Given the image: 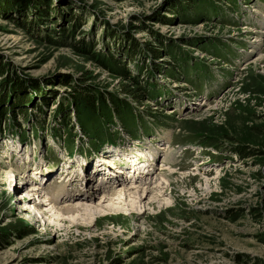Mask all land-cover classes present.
Here are the masks:
<instances>
[{"label": "rangeland", "instance_id": "obj_1", "mask_svg": "<svg viewBox=\"0 0 264 264\" xmlns=\"http://www.w3.org/2000/svg\"><path fill=\"white\" fill-rule=\"evenodd\" d=\"M183 2L0 0V107L7 96L9 109L6 115L0 109V264H264V0H190L194 8ZM176 4L190 15L176 18ZM130 37L142 47L139 55L125 52ZM80 41L112 55L143 86L150 81L154 99L137 103L125 92L134 82L78 56L70 44ZM172 44L187 61L176 63ZM150 45L160 57L145 55ZM17 82L32 103H19L22 92L11 91ZM76 91L121 100L123 111L131 108L129 129L104 118L99 106L84 135L77 123L83 111L71 104ZM202 138L222 150L201 145ZM98 140L139 145L142 152H132L143 158L145 148L159 152L152 159L163 164L145 165L147 175L135 176L161 186L144 189L153 199L132 204L131 195L118 212L94 211L102 187L92 178L86 188L82 175L73 177L100 150ZM236 150L253 156L243 159ZM113 153L101 156L110 164ZM61 166L69 176H60ZM9 168L13 179L5 176ZM157 169L170 175V187ZM124 173L128 183L136 180ZM106 179L104 192L116 187ZM32 186L42 194L28 200ZM45 194L58 208L92 200V211L58 218L50 205L25 217V205ZM26 225L36 234L25 235Z\"/></svg>", "mask_w": 264, "mask_h": 264}, {"label": "trees", "instance_id": "obj_2", "mask_svg": "<svg viewBox=\"0 0 264 264\" xmlns=\"http://www.w3.org/2000/svg\"><path fill=\"white\" fill-rule=\"evenodd\" d=\"M183 3L188 4V6H190L192 8L196 7L194 3L190 2V0H185V2H183ZM1 9L6 10L7 8H1ZM172 10H173V12H175V16L178 19L185 18L188 15H190L188 13L189 10H187L186 8H183V7H179L177 4H176V6L173 7ZM190 17L196 18L195 13H193ZM75 20H76V17H74L71 20V22L75 24V22H76ZM78 26H79V24H77V27ZM77 27H76V29H77ZM130 27H132L133 30L136 29V28H133V26H130ZM158 42H159L158 46L163 48V44L160 41H158ZM128 43H129L128 44L129 46H127V48H126L127 50H125V52L127 54H129L130 57H132L133 55L134 56L139 55L140 51H142V47L139 45V43L132 37L129 38ZM70 47L78 56H83V57L87 58L89 61H93L99 67L106 69L107 71H109V73L111 72L110 75H112L114 77H117V76L121 77V79H123L127 82H134V85L136 87L131 86V88L130 87L127 88L125 92L128 94H132V95L136 94L137 96H135V97H137V98H135V101H137V103L142 104L144 101L154 99V96L156 94L152 95L151 93L149 94V92H150V89H152V88H155V90H156V88H157L156 86L153 87L152 86L153 84L150 83V81L145 83V86H143L144 83L140 84L139 79L132 76V74L130 73V71L126 67L125 68H120V67L117 68V65H116L117 63L114 62V61H116L115 58L112 57V55L111 56L106 55L108 57V58H106L104 56V54L102 55L101 53H98L96 50V44L95 43H93L91 45L88 44V42H81L78 44L77 43H73V44L71 43ZM170 50L174 54L172 56V58L176 61V63L181 64L184 61H187V59H188L187 55H184L182 50H178L176 47L173 46V44L170 46ZM144 53L148 57L153 56L155 59L160 57V54L158 53V51H156V49L154 47H152L151 45L146 46V49H144ZM0 71H1V69H0ZM180 72L182 73V70H180ZM9 81H10V78L5 79L4 86H6ZM24 89H25L24 86L22 84H20L19 82H17V84L13 87V89L11 91H16L19 93L22 92L21 96L17 95L16 97H18L19 103L24 104V105H28V104L32 103V101L30 100L28 95L25 94ZM83 91H85V90H83ZM145 92L147 94H145ZM76 93H77V96H74L71 98V102H72L71 104L72 105L74 104L77 109H82V111H83V113L80 115L81 120L77 123H78V126L80 127L81 132L84 135H87V136L90 135V132L88 131L86 124H89L92 121L93 118H90V117H92L91 114L96 112L97 109L99 110V108H98L99 106L104 107V109H105V110H103L104 111V113H103L104 118H106L109 121L115 119V120H117V122L119 124H122L126 130L129 129L127 122H125L126 121L125 120V114L127 112H131L130 111L131 108L127 107V109H125L123 111V109L125 108L124 106L126 104L121 102V100H118L115 97L113 98L111 96H110L111 100L109 98L107 99L104 94H101V92L98 96L95 94L96 97H94L92 95H87V93L89 94V92L85 93V92H77L76 91ZM141 95H143V96H141ZM7 101H8L7 96H6V98L5 97L2 98L3 104L0 107L2 115H6L9 113V109H5V108H7L6 107ZM46 105H48V103H46ZM80 105H82V106H80ZM94 107H96V108H94ZM86 114H87V116H86ZM93 115H95V114H93ZM85 116L88 119V121L85 119ZM0 132H1V130H0ZM2 133L3 132H1V134ZM97 139H99V136H97V134H93V137L91 138V140H97ZM98 142L101 143L100 145H102L104 143H115V142L110 141V140L109 141H103V142L101 140H98ZM200 142H201L200 143L201 145H203L205 147H212V148H214L215 151H221L222 150V148L219 146L220 144H218L217 141H215L213 138H204V139L202 138L200 140ZM235 153H238L240 156L243 157V159H247L250 156H253V154L245 153V152H242L241 150H239V151L236 150ZM23 231L27 232V234H25V235L36 234V232L33 229H31L28 225H26L23 228Z\"/></svg>", "mask_w": 264, "mask_h": 264}, {"label": "bare ground", "instance_id": "obj_3", "mask_svg": "<svg viewBox=\"0 0 264 264\" xmlns=\"http://www.w3.org/2000/svg\"><path fill=\"white\" fill-rule=\"evenodd\" d=\"M262 21H264V17L262 18ZM262 24H264V23H262ZM248 68H250V67H248ZM166 140H168V138H166ZM17 147L18 148H21L20 147V144ZM100 150L101 151L107 150L106 151V154H108L109 152L112 151V149H106L105 144L104 145L103 144L101 145ZM121 150H124V149H121ZM16 151L19 152L20 149L19 150H16ZM99 151H93L92 154L93 153H96V152H99ZM121 152H119L118 150H115V153H113L111 155H108V158L110 159V161H109L110 164L108 163V161L106 160L105 157L100 156L99 161H96L98 163H95V165H94V167H96V168H94L95 171L93 172V174H89V170L90 171H93L94 170L93 168H91L92 165L90 164L89 166H84V170L83 169L80 170L81 173H79L78 171H76L75 174H77V176L73 177V182H76V181H78V177H81V175H82L83 176L82 183H83L84 186H86V188L88 187V182L90 183L91 180H92V178H93L94 181L96 180L99 183V187H102V188H96V190L99 191V192L100 191H103L102 198H101V200H99L98 205L96 206V208L94 210L97 214L98 213L107 212V211H117L118 212L119 210H122V207H124V202L126 204L127 203V198L128 197H131V195H133V197H132L133 198L132 204H135V199L138 201L139 205H142V202L144 200H147V199L148 200H151V199H153V197L151 195L152 193L150 191H145L144 190L145 188H150L152 184L151 183H148L147 184L146 180L145 181H144V179L142 180V178L140 176L138 178L135 177V176H136V173L138 171L144 172L143 174H141V176L147 175L145 173V171H144L147 166L149 167V165H152V166L155 167V165H157L158 163H160L161 160L159 158L158 159H155L154 161L152 159V156H153L152 154L154 153V155L159 156V152L156 151V150L152 152V150L150 151L149 148L148 149L145 148V154H146V157L145 158L142 157L144 155H140L138 157H135V153H133L134 151L132 152V149L130 150V153H132V155H129L128 154V152H129L128 150L126 152H122V153ZM163 155H164V157H163L162 160L164 161L166 159V154H163ZM147 156H149V157H147ZM156 156H154V158H156ZM87 157H89V156H87ZM119 157H121V158L124 157L125 158L124 161H121L120 159H118L119 160L118 161L116 158H119ZM37 159L40 160V158H37ZM84 160L85 161L83 163L84 164H88L89 159H87L85 157ZM126 161H128V162H131V161L132 162H135L136 161V163L139 161L140 163H143V164L142 165L136 164V165H134V167H129V168H121V170L118 171V169L116 167H118V166L119 167H122L120 165L121 164H124V162H126ZM161 164H163V162H161ZM97 165H98V167H97ZM145 165H146V167H145ZM166 166H167V164H164V167H166ZM12 169L13 168H9L7 170L8 172L5 174V176L7 178H9V179H13L14 178V176H13L14 170H12ZM62 169H63V167H62ZM124 170H129L130 172L131 171L134 172L135 173V174H133L134 176L127 177V178L129 180H131V179L133 180V178H135L137 181L134 180V182L128 183L127 182L128 180L126 181L125 179H123V177H125L124 176V174H125L124 173L125 172ZM63 171H65L66 173L68 172V171H66V169H64ZM72 171H75V170L72 169ZM98 172L101 173V175H102L101 177H103V178H100L99 176L96 175V174H98ZM121 172H123V174H121ZM157 172H159L158 175L155 172L154 173L157 175V177L158 176L162 177L161 178L162 186L163 185H166L165 187H170V175H168V174L165 175V172L159 171L158 169H157ZM37 174H38V168H35V170H34L35 177L37 176ZM69 175L70 174L67 173V176H69ZM117 176H119V177L122 176L121 177L123 179L122 182H119L117 180ZM149 176H153V175H149ZM106 178H111L112 180L115 179L113 181H114V184H115L116 187L115 188L112 187L114 189H111L110 191H107V192L105 191L104 192L105 188H103V187H106V188H108V187L105 184H101V182H105L106 184L109 183ZM158 180H159V178H158ZM25 181L26 180L24 179L23 180V183H25ZM39 185L40 186H44L41 183H39ZM40 186H34V187L32 186V187H30V190L27 191V192H25L26 198L29 200L31 198H34V196L38 195L40 193L39 190H41V189H36V188H41ZM10 187H12V181L10 182ZM151 188H161V186H158L157 185V186H155V187L153 186ZM42 191H44V190L42 189ZM56 192H55V194H56ZM124 192H126V193H124ZM57 193H60V192H57ZM40 194H42V193H40ZM125 196H127V197H125ZM37 197L40 198V195L37 196ZM124 197H125V199H124ZM41 198L43 199L41 202H39V200L38 201L35 200V201L29 202L31 204H26L25 205L26 207L23 209V211H25L27 213V214H25V217H28V219H30L29 217H30V215L32 213H34V215H35V212L37 213V211L38 210L40 211V209L43 210V211H45V208L47 206H50V205L52 206V208H51V210H49V212L50 213L53 212V216L58 217V218H60V217H62L64 215H67V214L75 213L76 211H80V210H82L83 212H86V211L87 212H91L92 211V210H89L91 208V206H92L91 204L93 202L92 200L89 201L91 199L90 196L86 199L87 200L86 202L89 201L90 202L89 203L90 205L89 204H81L80 203V204L77 205V206H80V207H73L72 206L73 204H72L71 206L60 207V208H58L59 206L57 207V205H58L56 203V200L57 199H51V198H49L48 194H45L43 196L41 195ZM103 199H105V200H103ZM120 201H121V203H120ZM45 202H47V203H45ZM46 204H48V205H46ZM104 204H106V205H104ZM29 212H32V213L30 214ZM40 214L41 213H38V215H40ZM24 221H26V219H24ZM48 221H52L50 217L48 218ZM46 226H47L46 224H44L43 226H41V229H40V232L39 233L45 232L47 230Z\"/></svg>", "mask_w": 264, "mask_h": 264}]
</instances>
